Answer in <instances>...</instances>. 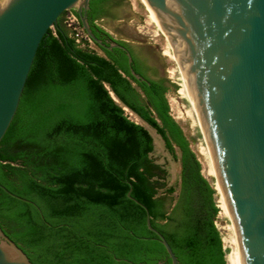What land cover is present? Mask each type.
Returning <instances> with one entry per match:
<instances>
[{"label": "trees", "instance_id": "1", "mask_svg": "<svg viewBox=\"0 0 264 264\" xmlns=\"http://www.w3.org/2000/svg\"><path fill=\"white\" fill-rule=\"evenodd\" d=\"M107 1L88 0L91 25L100 16L94 9ZM64 12L39 41L0 139V185L16 196L0 189V229L32 264H133L151 257L170 264L145 226L144 210L126 197L130 187L178 264H226L213 223L214 189L169 114L165 80L144 56L130 53L128 64L118 48L99 47V54L77 46L60 23ZM124 108L153 128L169 152L172 143L179 147L180 187L169 209L148 157L151 136Z\"/></svg>", "mask_w": 264, "mask_h": 264}, {"label": "water", "instance_id": "2", "mask_svg": "<svg viewBox=\"0 0 264 264\" xmlns=\"http://www.w3.org/2000/svg\"><path fill=\"white\" fill-rule=\"evenodd\" d=\"M145 1L172 43L243 262L264 264V0ZM69 8L76 11L91 42L120 49L130 63L124 46L93 34L85 17L88 0H0V139L16 111L39 41ZM108 94L117 103L112 92ZM0 189L16 197L2 185ZM129 191L126 197L144 210L145 226L170 264H178L164 237L150 225L147 208ZM0 264H32L1 229ZM133 264L169 263L151 257Z\"/></svg>", "mask_w": 264, "mask_h": 264}, {"label": "rangeland", "instance_id": "3", "mask_svg": "<svg viewBox=\"0 0 264 264\" xmlns=\"http://www.w3.org/2000/svg\"><path fill=\"white\" fill-rule=\"evenodd\" d=\"M116 2L113 19L97 21V23L113 37L134 45L142 56L148 60L155 76L165 80L168 87L165 97L169 114L180 128L189 150L198 162L200 175L210 187L214 188L213 179L208 174V165L203 154V137L189 114V106L186 104L179 80L177 62L170 55H166V36L158 24L152 20L154 17L144 0H116ZM73 10L74 8H69L61 16L60 23L68 34L72 31V27L78 28V24L72 18L74 16ZM50 29L53 31V26ZM87 45L100 54L99 50L90 41H85L81 47ZM124 112L130 120L144 126L151 136L152 150L148 153V157L158 166L157 173L160 177L158 181L164 185L163 188L158 190V194L165 198L169 209L175 202L180 187L179 147L172 143V151L169 152L165 148L161 137L153 128L146 125L126 108H124ZM168 188L173 189L170 194L166 192ZM211 198L218 208L213 223L220 236L221 248L226 255L230 248L228 242L231 236L228 227L229 220L215 190Z\"/></svg>", "mask_w": 264, "mask_h": 264}, {"label": "bare ground", "instance_id": "4", "mask_svg": "<svg viewBox=\"0 0 264 264\" xmlns=\"http://www.w3.org/2000/svg\"><path fill=\"white\" fill-rule=\"evenodd\" d=\"M144 2L146 3L148 9L150 10L151 14L154 17V19H152V20L155 21L158 24V26L160 27L152 8L150 7V5L145 0H144ZM166 39H167V37H166ZM167 54L170 55L174 60H176L174 50H173V46H172V43L169 41V39H167L166 55ZM177 70L179 73V80H180V84H181V87L183 90V94H184V97H185L186 102H187L186 104H188V106H189V114H190L192 120L197 125V127L200 130V133L203 137V141H204L203 154H204V158L206 160L205 162L208 165V170H209L208 174L213 179L214 190L216 191V193L220 199V202L223 206L222 208H224L227 219L229 220L228 227L230 229L231 236L229 237L228 242L230 244V248H229V251L225 255V261H228L230 264H244L243 258H242V255H241V252L239 249V245H238L237 233H236L234 226L232 224L231 218L229 216L227 207H226L225 202H224L223 195L221 193V189H220L219 184L217 182V175H216L214 160H213L211 151H210L209 146L207 144L206 138H205L204 133L202 131L201 125H200L199 120L197 118V115L195 113L194 107H193L192 102L190 100L189 94H188L187 89L185 87V84H184V81H183L182 76L180 74V71L178 69V66H177ZM226 264H227V262H226Z\"/></svg>", "mask_w": 264, "mask_h": 264}, {"label": "flooded vegetation", "instance_id": "5", "mask_svg": "<svg viewBox=\"0 0 264 264\" xmlns=\"http://www.w3.org/2000/svg\"><path fill=\"white\" fill-rule=\"evenodd\" d=\"M116 0H108L107 2L101 3L99 4L95 9L93 14L94 15H100L97 18H95L92 22V25L97 27V28H102V26L100 24L97 23V21H107V20H111L113 19L115 13V8H116ZM85 17H86V11H85ZM87 19V18H86ZM88 22V21H87ZM91 31L93 29L92 25L88 22ZM95 30V29H94ZM103 31H105L107 34H104L103 32H98V30H95V36L99 39H101L102 41L104 40H114L117 43L121 44L122 46L125 47V49L129 52V53H133L139 60H142V54L138 51V49L132 45L131 43H128L122 39H117L115 37H113L112 35H110L106 30L103 29ZM91 42V41H90ZM100 52V54H103V51L100 50L99 46H97L96 44H94L93 42H91ZM86 48H88L89 50H93L92 48H90L88 45L86 46ZM88 50V51H89ZM94 51V50H93ZM124 53V52H123ZM4 233V232H3ZM5 234V233H4Z\"/></svg>", "mask_w": 264, "mask_h": 264}, {"label": "built area", "instance_id": "6", "mask_svg": "<svg viewBox=\"0 0 264 264\" xmlns=\"http://www.w3.org/2000/svg\"><path fill=\"white\" fill-rule=\"evenodd\" d=\"M72 18L76 21V17L72 16ZM69 25V23H68ZM68 36L74 41V43L77 46H82L84 44V42L86 41H90L88 39V37L85 35V33L83 32V30L81 29V27L78 26V28L76 27H72V31L68 34Z\"/></svg>", "mask_w": 264, "mask_h": 264}]
</instances>
